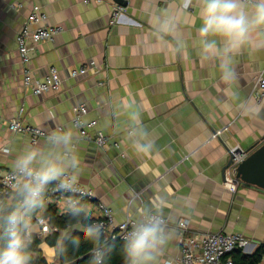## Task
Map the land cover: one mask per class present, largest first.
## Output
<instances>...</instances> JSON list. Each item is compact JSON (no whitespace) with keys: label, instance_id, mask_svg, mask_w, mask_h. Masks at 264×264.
Here are the masks:
<instances>
[{"label":"crops","instance_id":"obj_1","mask_svg":"<svg viewBox=\"0 0 264 264\" xmlns=\"http://www.w3.org/2000/svg\"><path fill=\"white\" fill-rule=\"evenodd\" d=\"M18 2L15 8V0L0 1V175L26 145H45L46 138L33 144L31 137L9 129L22 109L26 123L46 132L73 128L78 183L94 191L95 204L109 207L117 223L145 211L162 212L173 239L160 264H175L179 257L183 220L190 222L187 235L241 234L252 241L249 252L264 245V191L240 184L233 193L223 176L229 151L264 144V99L258 100L257 88L264 75V45L223 52V41L209 37L221 54L205 59L200 0L187 10L180 0H128L124 20L114 26L117 0ZM35 6L47 16L39 26L61 30L31 51L37 78L56 67L63 79L59 91L42 95L24 87L17 45ZM168 19L175 27L165 34L161 25ZM91 62L95 68L71 77ZM225 66L234 73L229 81L223 79ZM81 104L89 111L86 120L97 121L95 131L107 136L104 148L80 139L72 125ZM133 128L148 133L150 152L134 150L136 137L128 136ZM95 204H87L90 211L84 213L90 220L99 216ZM73 228L84 232L85 227ZM44 245L40 249L47 252L55 248Z\"/></svg>","mask_w":264,"mask_h":264},{"label":"clouds","instance_id":"obj_2","mask_svg":"<svg viewBox=\"0 0 264 264\" xmlns=\"http://www.w3.org/2000/svg\"><path fill=\"white\" fill-rule=\"evenodd\" d=\"M192 3L193 0H180V8L187 10ZM199 18L205 59L221 54L216 39L209 37L223 41V52L264 45V0H200ZM174 27V21L168 19L162 23L161 31L169 34ZM233 77L234 73L225 66L223 79L229 81ZM131 118L135 119V114ZM128 136L136 137L132 146L137 152L151 151L153 145L146 141L148 133L143 128H133ZM75 144L73 128L54 129L47 135L44 147L26 145L15 155L6 174L0 175V183L13 191L9 201L0 202V264H31L32 216L45 207L48 185L56 183L58 191L69 194L64 200V210L69 216L79 217L90 211L73 195L77 193L80 169ZM130 223V229L122 237V264H160L173 239L162 212L145 211ZM102 227L89 224L84 228L85 235L93 242L89 264H104L103 258L110 251L107 242L100 240Z\"/></svg>","mask_w":264,"mask_h":264},{"label":"built area","instance_id":"obj_3","mask_svg":"<svg viewBox=\"0 0 264 264\" xmlns=\"http://www.w3.org/2000/svg\"><path fill=\"white\" fill-rule=\"evenodd\" d=\"M1 1V0H0ZM101 2V0H96ZM127 2L128 0H122ZM21 6L18 0H15L14 7L19 8ZM127 13V5L117 1L111 12V25H118L122 23ZM47 16L40 13V8L35 6L31 15L28 18L26 26L19 32L17 36L18 51L20 54L21 62L24 66L23 69V85L26 89L32 91L35 95H42L45 93L59 91L63 86V79L58 73L56 67H51L50 73L43 80L37 78L31 69V51L41 42L52 41L54 37L61 32L60 28L39 26L41 23L45 24ZM38 25V27H32ZM94 62L90 63V66H84L78 71H73L71 77L79 76L80 74L87 73L90 69L95 68ZM258 88V100L264 99V75L262 74L257 81ZM89 111L85 104H81L75 107L74 116L72 119V125L78 131L79 137L82 140L92 142L100 148H104L108 139L107 136L101 131H95L97 121L86 120V116ZM24 111L21 109L19 116L9 122V129L13 132L20 133L31 137L33 144L41 138H46L49 132L42 130L41 128L31 126L23 119ZM3 119V115L0 112V121ZM58 130H63V127H58ZM244 156L237 155L234 165L227 171V177L229 183L228 188L231 192L235 193L238 186L241 184L236 179V167L243 160ZM6 174V173H5ZM70 174V173H69ZM80 193H87V195H80ZM79 199L81 204L93 205L95 204V193L90 188L84 187L77 183V193L73 194ZM13 196V191L6 184L0 183V202H6ZM69 194L57 190V184L53 183L47 186L44 193L45 207L38 209L35 216H33V226L36 228L33 230L32 241L35 237L38 239H45L46 237L57 232L59 229L54 227L51 223L50 216L47 215V211L50 208H54L56 214L60 217L68 215L64 210V200ZM95 211L99 213V216H94L92 224L102 225V235L104 236V242L109 241H123L122 237L126 234V231L131 227V220H127L123 223H117L113 211L103 203L95 204ZM166 225L169 228L168 220L165 218ZM189 220H183L178 223V228L181 230L182 238L180 245V255L174 259L175 264H234L230 255L240 249L245 252H249L252 246V241L241 234H226L222 232H194L191 235H187L189 230ZM106 243V245H107ZM36 258V255L34 254ZM45 259V258H44ZM264 258L260 264H263ZM49 264V263H48Z\"/></svg>","mask_w":264,"mask_h":264},{"label":"trees","instance_id":"obj_4","mask_svg":"<svg viewBox=\"0 0 264 264\" xmlns=\"http://www.w3.org/2000/svg\"><path fill=\"white\" fill-rule=\"evenodd\" d=\"M47 215L50 216L52 225L59 230L45 239L35 237L30 249L32 255L31 264H48L47 260L42 256V250L40 249L42 243H46L50 247L60 246L61 264H89L90 250L93 248L92 240L82 231L71 233L68 236H65V233L70 228V230H73L74 226L86 227L92 224V220L84 213L79 217H71L69 215L60 217L56 214L54 208L48 209ZM100 240L102 243L104 242L103 235ZM73 241H76V243L74 244ZM122 245L123 241L118 240H111L107 243L106 247L110 248V251H107L103 258L104 264H122ZM230 257L233 259L234 264H260L264 258V245L257 247L251 252L238 249Z\"/></svg>","mask_w":264,"mask_h":264},{"label":"water","instance_id":"obj_5","mask_svg":"<svg viewBox=\"0 0 264 264\" xmlns=\"http://www.w3.org/2000/svg\"><path fill=\"white\" fill-rule=\"evenodd\" d=\"M127 5V2L117 0ZM230 160L224 168V178L227 177V171L234 165L237 155L244 156L243 160L236 167V179L241 184L255 187L264 191V144L259 148L252 147L248 151L234 149L229 151ZM80 230H70L65 233V236L75 233ZM64 238V237H63Z\"/></svg>","mask_w":264,"mask_h":264},{"label":"rangeland","instance_id":"obj_6","mask_svg":"<svg viewBox=\"0 0 264 264\" xmlns=\"http://www.w3.org/2000/svg\"><path fill=\"white\" fill-rule=\"evenodd\" d=\"M47 247V245H44V248ZM48 249V248H47ZM50 249V248H49ZM42 256L45 257L47 262L49 264H61V258H60V246L55 247L54 249L49 250H42Z\"/></svg>","mask_w":264,"mask_h":264}]
</instances>
